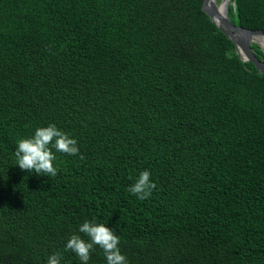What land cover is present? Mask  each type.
I'll return each mask as SVG.
<instances>
[{"label": "trees", "instance_id": "1", "mask_svg": "<svg viewBox=\"0 0 264 264\" xmlns=\"http://www.w3.org/2000/svg\"><path fill=\"white\" fill-rule=\"evenodd\" d=\"M202 3L0 0V264H78L65 243L93 217L129 264H264V74ZM228 15L264 30V0ZM48 123L80 148L50 177L15 165ZM143 169L157 187L141 200Z\"/></svg>", "mask_w": 264, "mask_h": 264}, {"label": "clouds", "instance_id": "2", "mask_svg": "<svg viewBox=\"0 0 264 264\" xmlns=\"http://www.w3.org/2000/svg\"><path fill=\"white\" fill-rule=\"evenodd\" d=\"M79 151L78 141L74 135L64 131L55 123H48L36 127L31 135L17 140L15 165L41 176H56L58 173L56 153L75 155ZM156 187L151 171L143 169L128 190L138 199L144 200L153 194ZM81 233L88 239H85ZM120 239L115 229L93 217L79 224L78 230L67 238L65 249L75 253L78 264H89L95 246L103 250L105 264H129L126 254L121 250ZM61 259L60 252H53L47 256L44 264H61Z\"/></svg>", "mask_w": 264, "mask_h": 264}, {"label": "water", "instance_id": "3", "mask_svg": "<svg viewBox=\"0 0 264 264\" xmlns=\"http://www.w3.org/2000/svg\"><path fill=\"white\" fill-rule=\"evenodd\" d=\"M203 0L202 10L213 20L219 30L234 44L238 56L243 61H250L257 71L264 74V60L258 58L252 50L251 44L257 43L264 51V30L248 29L231 22L228 15L230 0Z\"/></svg>", "mask_w": 264, "mask_h": 264}, {"label": "bare ground", "instance_id": "4", "mask_svg": "<svg viewBox=\"0 0 264 264\" xmlns=\"http://www.w3.org/2000/svg\"><path fill=\"white\" fill-rule=\"evenodd\" d=\"M225 1H226V0H224V2H225ZM224 2H223V3H224ZM261 42L264 44L263 40H262Z\"/></svg>", "mask_w": 264, "mask_h": 264}, {"label": "rangeland", "instance_id": "5", "mask_svg": "<svg viewBox=\"0 0 264 264\" xmlns=\"http://www.w3.org/2000/svg\"><path fill=\"white\" fill-rule=\"evenodd\" d=\"M217 2L219 3V2H220V0H217Z\"/></svg>", "mask_w": 264, "mask_h": 264}]
</instances>
